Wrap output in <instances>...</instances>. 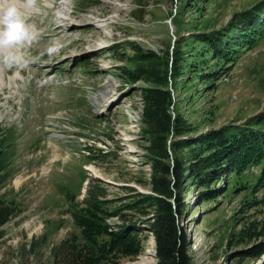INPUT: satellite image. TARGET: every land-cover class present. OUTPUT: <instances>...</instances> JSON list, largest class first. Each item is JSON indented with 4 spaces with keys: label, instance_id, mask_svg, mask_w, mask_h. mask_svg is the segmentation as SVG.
<instances>
[{
    "label": "rangeland",
    "instance_id": "374dc122",
    "mask_svg": "<svg viewBox=\"0 0 264 264\" xmlns=\"http://www.w3.org/2000/svg\"><path fill=\"white\" fill-rule=\"evenodd\" d=\"M56 1L37 0L32 9L18 4L38 33L21 50L27 66H9L0 57V130L15 139L14 170L1 194L18 203L2 228L0 264H53V248L67 252V242H80L68 198L81 204L90 188L106 190L107 208L143 230L141 254H111L102 264H166L149 227L162 211L179 227L174 264H264V255L246 253L264 241L250 235L263 228L264 187L256 186L262 167L208 186L193 175L207 156L194 149L199 137L244 128L264 115V33L252 47L242 45L236 25L264 0ZM143 5L140 23L134 14ZM259 13L262 23L264 9ZM49 15L66 25L65 35L49 37L56 30L47 25ZM217 32L237 44L231 61L204 41ZM53 42L62 47L49 56ZM176 47L184 56L177 69ZM139 51L163 60L142 61ZM166 82L168 111L183 129L157 135L156 145L142 89Z\"/></svg>",
    "mask_w": 264,
    "mask_h": 264
},
{
    "label": "trees",
    "instance_id": "16d2710c",
    "mask_svg": "<svg viewBox=\"0 0 264 264\" xmlns=\"http://www.w3.org/2000/svg\"><path fill=\"white\" fill-rule=\"evenodd\" d=\"M193 1L188 0L189 4ZM263 5H258L256 12L253 14L249 11L242 14L241 20L236 24L242 31L239 40H237L242 42V45L248 44L252 47L255 44L256 38L261 37L264 33V21L262 23L258 22L261 20L259 12L264 9ZM143 8H146V5H143L142 8L140 7L134 14V19L140 23L144 21V15H140V13L145 12ZM172 22L177 26L176 15L172 17ZM226 37L227 34L223 35L217 32L208 35V38H205L204 41L211 46L214 55L228 62L231 61L232 55L236 53L234 47H237V44L231 40L229 42L226 41ZM182 55L181 49L176 47L171 56L172 62L176 64V69L181 67L180 63L184 62V56ZM139 57L142 61L153 62L157 60V63L163 60L155 53L143 54L142 51H139ZM166 59L169 60V54H167ZM167 60L165 64H167ZM128 75L131 81H137L136 74L129 72ZM161 87L166 88V90ZM168 87V82H166V84H161L160 86H147L142 89L146 103L148 104L144 117L150 125V132L154 136L156 145L160 142V138H157V135L169 132L170 129L176 133H180L179 131L183 129L182 125L178 124L177 119H172L168 111V102L172 95V91ZM0 132L1 241L3 239L2 228L11 220L12 215L18 208V203L14 199L9 200L5 195L1 194V191L8 182L9 173L14 170L13 148L15 139L12 138L13 136L8 131L3 133L0 130ZM196 144L198 145L194 148L196 153H207L205 158H203L204 155H201L202 157L199 158V168H194L193 170V175L199 177V181L203 186H208V183L213 179L225 178L230 173L242 174L247 169L260 166L262 167V172L256 179V186L257 190L264 187V115L244 128L210 132L199 137ZM163 162L165 163V161ZM155 166H161L158 164L157 159L155 160ZM157 191L161 195H165L163 191ZM210 192H213V190L205 191L204 194ZM68 199L72 201V203L70 202L69 213L73 217L75 224L81 229L82 237L80 242H67L69 245V251L67 252H63L60 247L53 248L51 252L53 264H102L104 261L109 260L111 254H120L123 257L133 258L143 252L142 241L140 239V233L143 231L142 227L138 226V222L127 220V217L122 215L119 210L110 211L107 208L106 190L102 188H90L81 204L73 203V195L69 196ZM135 205L130 204L129 207L131 208ZM114 217L121 219L122 224L116 226L109 224V220ZM149 227L159 245L163 261L166 264L176 263L178 255L181 252L178 242L179 227L177 219L172 213L162 211V213L155 216L154 221L152 224H149ZM262 229H253L250 231V235L253 237L264 236V222ZM35 249L36 246L33 245V250ZM22 250L25 251V248ZM246 253L247 256L264 255V241L258 243Z\"/></svg>",
    "mask_w": 264,
    "mask_h": 264
},
{
    "label": "clouds",
    "instance_id": "9594fccd",
    "mask_svg": "<svg viewBox=\"0 0 264 264\" xmlns=\"http://www.w3.org/2000/svg\"><path fill=\"white\" fill-rule=\"evenodd\" d=\"M23 3L28 9L35 8L37 0H0V57L9 66L26 67L22 49L29 48L37 40V30L27 22V16L18 7ZM45 4L49 0H44ZM61 44L53 42L47 49L49 56L57 53Z\"/></svg>",
    "mask_w": 264,
    "mask_h": 264
},
{
    "label": "bare ground",
    "instance_id": "6f19581e",
    "mask_svg": "<svg viewBox=\"0 0 264 264\" xmlns=\"http://www.w3.org/2000/svg\"><path fill=\"white\" fill-rule=\"evenodd\" d=\"M60 2H63V0H57L55 3L56 4H58V3H60ZM51 14V13H50ZM34 18V17H33ZM55 18V17H54ZM53 21H55V20H53V18H52V16L51 15H49V17H48V20H47V25H55V27H56V30H53L52 32H50V34H49V37L51 38V37H62L63 35H65V33H64V29H66V25L65 24H58V25H56L55 24V22H53ZM57 21V20H56ZM62 21V20H61ZM58 22V21H57ZM63 22H65V21H63ZM73 28V25L70 27V29H72ZM67 33V32H66ZM69 34V33H68Z\"/></svg>",
    "mask_w": 264,
    "mask_h": 264
}]
</instances>
